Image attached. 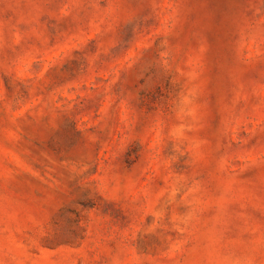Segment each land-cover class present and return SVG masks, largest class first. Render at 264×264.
<instances>
[{"label": "rangeland", "instance_id": "rangeland-1", "mask_svg": "<svg viewBox=\"0 0 264 264\" xmlns=\"http://www.w3.org/2000/svg\"><path fill=\"white\" fill-rule=\"evenodd\" d=\"M0 264H264V0H0Z\"/></svg>", "mask_w": 264, "mask_h": 264}]
</instances>
